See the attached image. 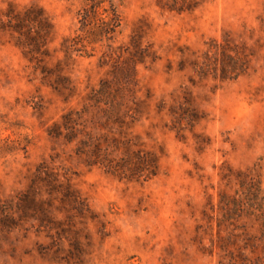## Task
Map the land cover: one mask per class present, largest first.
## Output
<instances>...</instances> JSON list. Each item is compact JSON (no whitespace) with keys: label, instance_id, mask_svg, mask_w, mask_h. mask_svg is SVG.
<instances>
[{"label":"rangeland","instance_id":"obj_1","mask_svg":"<svg viewBox=\"0 0 264 264\" xmlns=\"http://www.w3.org/2000/svg\"><path fill=\"white\" fill-rule=\"evenodd\" d=\"M109 2L120 24L112 40H84L87 54L80 52L69 70L77 88L69 99L47 85L10 36L0 33V201L24 190L44 160L67 173L95 215L86 222L90 244L81 264H220L210 240L216 237L218 193L232 194L237 188L227 175L252 170L264 190V0H206L182 13L162 10L154 0H103L98 11ZM90 3L0 0V11L8 4L40 6L54 28L49 44L54 62L63 57L59 48L64 38L85 37L79 13ZM144 23L142 43L151 42L158 58L131 63L139 95L146 90L152 94L148 110L132 130L147 147L163 154L155 177L128 181L84 165L72 147L49 136L47 128L67 109L80 107L102 78L111 77L112 61L104 63L103 54L115 50V59L121 53L125 58L132 49L133 30ZM227 36L251 48L247 74L220 83L199 79L188 62H180L200 55L211 40L221 42ZM187 93L205 118L192 131L178 132L171 128L167 109L184 101ZM160 100L166 106L159 113ZM35 229H15L0 237V264H76L66 261L71 249L67 242L52 247L45 233Z\"/></svg>","mask_w":264,"mask_h":264},{"label":"trees","instance_id":"obj_2","mask_svg":"<svg viewBox=\"0 0 264 264\" xmlns=\"http://www.w3.org/2000/svg\"><path fill=\"white\" fill-rule=\"evenodd\" d=\"M154 1L162 10L182 13L194 11L206 0ZM90 2L79 13L85 37L76 34L64 38L59 48L63 57L54 62L49 47L54 28L40 6L30 4L18 8L8 4L0 11V33L10 36L33 70L65 99L72 98L77 91L69 70L80 52L87 54L84 40L88 43L112 40L120 24V15L113 3L109 2L103 12H99L103 0ZM146 29L147 24H141L133 30L132 49L125 58L121 59V53L115 59V50L104 53V63L112 61L111 77L102 78L82 98L80 107L67 109L47 128V134L70 145L84 165L97 166L107 174L128 181H147L155 177L163 154L161 149L156 151L147 147L141 136L132 130L138 116L148 110L152 94L146 90L144 95H139L140 88L131 63L134 66L145 61L152 63L158 58L151 42L142 43ZM252 56L253 52L245 42L227 36L221 42L211 40L200 55L180 62H188L199 79L211 78L223 83L247 74ZM183 68L184 65L179 67L180 70ZM165 106L166 103L160 100L156 105L157 112L163 111ZM167 114L171 116V128L178 132L192 131L205 118V113L189 93L184 96V101L170 105ZM62 170L43 160L32 172L24 190L0 201V237L15 229L28 231L36 227L37 233L44 232L50 239L52 247L67 242L71 249H67L66 261L81 264L88 254L86 246L90 244L86 222L95 215L87 198ZM228 176L235 180L237 188L232 194L218 193L219 215L216 216V237L210 240L211 248L218 250L220 264H264V190L260 176L252 170L236 171ZM211 220L212 216H209L207 222Z\"/></svg>","mask_w":264,"mask_h":264}]
</instances>
